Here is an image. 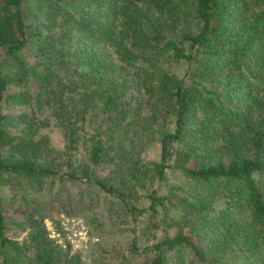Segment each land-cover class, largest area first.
<instances>
[{
	"label": "trees",
	"instance_id": "trees-1",
	"mask_svg": "<svg viewBox=\"0 0 264 264\" xmlns=\"http://www.w3.org/2000/svg\"><path fill=\"white\" fill-rule=\"evenodd\" d=\"M263 175L264 0H0V264H264Z\"/></svg>",
	"mask_w": 264,
	"mask_h": 264
},
{
	"label": "rangeland",
	"instance_id": "rangeland-1",
	"mask_svg": "<svg viewBox=\"0 0 264 264\" xmlns=\"http://www.w3.org/2000/svg\"><path fill=\"white\" fill-rule=\"evenodd\" d=\"M183 70L182 63L176 66L177 73L182 74ZM50 138L51 142L56 145L62 143V136L57 128L50 131ZM157 150V145L155 143H148L143 152L145 157L154 158L157 154ZM166 181L172 184H179L182 181V177L176 172L169 171ZM45 222L49 230V235L63 246L70 245V251L85 252L93 242L98 240L96 234L90 231V225L81 216H64L63 214H59L57 216V223L49 219H45Z\"/></svg>",
	"mask_w": 264,
	"mask_h": 264
}]
</instances>
